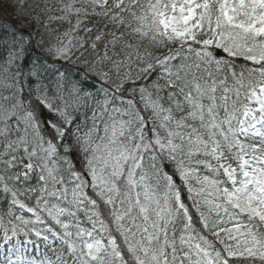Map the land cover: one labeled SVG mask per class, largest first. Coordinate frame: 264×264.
<instances>
[{"label":"snow or ice","instance_id":"1","mask_svg":"<svg viewBox=\"0 0 264 264\" xmlns=\"http://www.w3.org/2000/svg\"><path fill=\"white\" fill-rule=\"evenodd\" d=\"M0 264H264V0H0Z\"/></svg>","mask_w":264,"mask_h":264}]
</instances>
